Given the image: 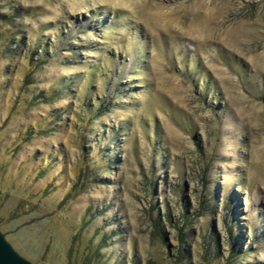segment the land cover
<instances>
[{
	"label": "rangeland",
	"instance_id": "374dc122",
	"mask_svg": "<svg viewBox=\"0 0 264 264\" xmlns=\"http://www.w3.org/2000/svg\"><path fill=\"white\" fill-rule=\"evenodd\" d=\"M0 231L33 264H264V0H0Z\"/></svg>",
	"mask_w": 264,
	"mask_h": 264
},
{
	"label": "water",
	"instance_id": "95a60500",
	"mask_svg": "<svg viewBox=\"0 0 264 264\" xmlns=\"http://www.w3.org/2000/svg\"><path fill=\"white\" fill-rule=\"evenodd\" d=\"M0 264H33L22 257L0 231Z\"/></svg>",
	"mask_w": 264,
	"mask_h": 264
}]
</instances>
